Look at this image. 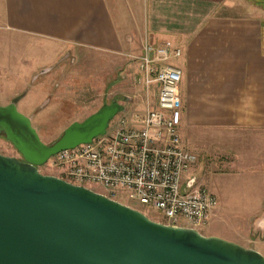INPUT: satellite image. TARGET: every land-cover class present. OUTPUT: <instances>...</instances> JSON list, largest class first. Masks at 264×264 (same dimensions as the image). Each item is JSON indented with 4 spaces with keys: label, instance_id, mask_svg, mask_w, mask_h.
Wrapping results in <instances>:
<instances>
[{
    "label": "crops",
    "instance_id": "crops-1",
    "mask_svg": "<svg viewBox=\"0 0 264 264\" xmlns=\"http://www.w3.org/2000/svg\"><path fill=\"white\" fill-rule=\"evenodd\" d=\"M136 1L127 23L115 0H0V35L50 43L58 55L46 62L43 71L58 57H69L68 50L97 51L107 58L124 50L138 55L143 38L179 47L180 55L170 62L181 71L177 90L181 140L199 157L200 171H255L262 191L243 227L232 230L230 241L258 251L264 242V9L247 2L246 13L227 14L217 11L222 0ZM136 68V80L148 93L147 106L153 108L156 83L144 88L139 61ZM46 83L49 86L48 78ZM16 93L0 100V105ZM136 104L123 114L141 110V105L135 109ZM21 112L29 119L36 115L34 111ZM215 130L220 135L216 136ZM246 139L252 141L248 153H236L234 147L225 146L230 140ZM197 160L183 176L184 186L198 184L194 172ZM252 161L256 168L249 167ZM219 213L217 205L204 235L224 238L222 229L213 224ZM247 228L251 233L242 232Z\"/></svg>",
    "mask_w": 264,
    "mask_h": 264
},
{
    "label": "water",
    "instance_id": "water-1",
    "mask_svg": "<svg viewBox=\"0 0 264 264\" xmlns=\"http://www.w3.org/2000/svg\"><path fill=\"white\" fill-rule=\"evenodd\" d=\"M123 106L111 101L43 143L15 99L0 105V264H264L257 250L148 218L88 187L43 174L58 150L105 132Z\"/></svg>",
    "mask_w": 264,
    "mask_h": 264
},
{
    "label": "rangeland",
    "instance_id": "rangeland-1",
    "mask_svg": "<svg viewBox=\"0 0 264 264\" xmlns=\"http://www.w3.org/2000/svg\"><path fill=\"white\" fill-rule=\"evenodd\" d=\"M136 2V0H115L119 15L127 23L131 21ZM222 2V6L218 7L217 11L227 14L246 13L247 2L257 3L264 9V0H222ZM53 49L50 43H43L40 40L17 37L6 39L0 35V100L3 101L13 91H17L10 100L15 99V107L20 113L22 110L36 112L35 117L29 119L30 125L43 143L52 142L70 122L82 120L104 103L116 101L124 107L109 120L110 122L136 103L135 109L140 105L141 109L148 107L147 104L150 103L148 93L136 80L137 54L124 50L121 55L113 53L107 58L97 51L68 50L66 53L69 57H58L49 65L47 72L41 70L46 67V62H50L58 55V51ZM46 78L49 86L47 83L44 84ZM48 88L52 90L49 93ZM58 90L61 92L58 93ZM22 103L25 104L24 109ZM214 133L218 136L221 132L215 130ZM251 144L252 141L246 139L230 140L228 145H224L234 147L236 153H248ZM0 153L4 155L11 153L10 145L2 135H0ZM197 159L199 160L198 156ZM198 160L194 169L196 182L201 183L200 185L217 197L220 208V213L213 224L218 229H222V237L232 240V230L243 227L245 217L255 206L254 201L262 191L260 181L255 171H249V168L247 170L236 168L227 172L222 169L214 172L205 169L200 171L198 168L201 165ZM247 166L246 164L245 168ZM249 167L256 168L253 161ZM37 168L40 173L58 177V170L50 167L48 163H43ZM89 188L103 193L100 186ZM119 202L140 210L154 221L165 223V219L151 209L136 207L125 203L123 199ZM261 207H264V204H261ZM208 222L198 227L197 231L203 235L208 233ZM178 223L185 225L182 219H179ZM242 232L247 234L251 233V230L247 228ZM262 240L264 241V237ZM258 252L264 256V242L258 246Z\"/></svg>",
    "mask_w": 264,
    "mask_h": 264
},
{
    "label": "built area",
    "instance_id": "built-area-1",
    "mask_svg": "<svg viewBox=\"0 0 264 264\" xmlns=\"http://www.w3.org/2000/svg\"><path fill=\"white\" fill-rule=\"evenodd\" d=\"M179 55V47L168 41L143 38L135 58L143 87L156 83L154 107L128 110L109 121L103 134L58 150L45 163L70 183L100 186L108 198L151 209L165 224L179 225L182 219L184 226L197 230L208 222L218 200L200 184L184 186L183 176L197 155L183 144L178 130L181 71L170 61Z\"/></svg>",
    "mask_w": 264,
    "mask_h": 264
},
{
    "label": "flooded vegetation",
    "instance_id": "flooded-vegetation-1",
    "mask_svg": "<svg viewBox=\"0 0 264 264\" xmlns=\"http://www.w3.org/2000/svg\"><path fill=\"white\" fill-rule=\"evenodd\" d=\"M5 140V139H4ZM7 141V140H5ZM8 142V141H7ZM9 143V142H8ZM10 145V148H11V153L7 154V155H10V156H15L17 158L20 157L19 153L14 149V147L9 143Z\"/></svg>",
    "mask_w": 264,
    "mask_h": 264
}]
</instances>
